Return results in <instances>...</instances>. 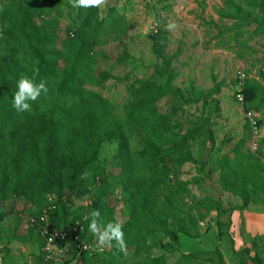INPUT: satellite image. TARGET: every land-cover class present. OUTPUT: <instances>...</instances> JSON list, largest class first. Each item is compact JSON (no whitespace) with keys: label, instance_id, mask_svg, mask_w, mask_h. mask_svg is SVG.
Masks as SVG:
<instances>
[{"label":"trees","instance_id":"obj_1","mask_svg":"<svg viewBox=\"0 0 264 264\" xmlns=\"http://www.w3.org/2000/svg\"><path fill=\"white\" fill-rule=\"evenodd\" d=\"M62 1L0 0V222L22 198L32 207L34 218L25 239L39 232L40 216L47 213L52 227L69 229L90 241L96 239L88 230L90 213L98 209L103 222L116 221V209L107 197L120 188L127 216L121 223L126 251L113 242L102 252L82 254L81 264H126L128 253L138 264H148V259L150 264H162L164 253L151 257V250H167L180 235L198 238L199 224L210 211L220 215L228 210L230 215L248 199L264 202V191L254 188L256 179L264 184L260 152L245 155L238 151L233 159L221 156L217 168L219 185L240 196V206L224 209L208 195L185 201L191 181L180 179L182 167L191 163L202 173L206 162L193 156L192 146L199 139L213 146L214 139L208 116H200L185 128L177 113L185 104H206L207 97L219 92L220 83L209 92L192 83L185 91L174 86L172 61L180 50L166 54L165 31L152 37V52L160 63L154 65L150 78H131V72L122 76L108 70L95 72L96 48L104 42L108 21L118 40L125 21L122 15L102 17L99 8H77L79 24L67 28L60 38ZM222 1L219 19L230 20L231 25L211 22L217 28L216 45L233 48L240 44L251 50L247 41L264 39V0ZM115 13L109 8V14ZM125 59L132 56L123 44L118 61ZM35 67L39 68L35 79L46 81L48 91L32 102L30 112L18 113L12 107L17 81L22 75L32 77ZM259 77L264 83V70ZM108 79L125 83L126 100L119 111L87 87L102 86ZM242 92L244 112L264 109V85L259 80L245 78ZM163 97L171 101L168 113L158 108ZM261 123L257 121L259 127ZM246 127L250 128L248 122ZM106 143L116 145L112 169L117 172L101 163L99 152ZM200 180L193 179L196 184ZM82 199L85 203L75 204ZM7 202L13 204L10 209H4ZM216 222L217 234L222 236V227L229 222ZM37 242L41 250L40 235ZM232 250L240 264H264L258 255H250L248 247ZM215 255L216 264H225L220 250ZM205 259L215 262L211 256Z\"/></svg>","mask_w":264,"mask_h":264},{"label":"rangeland","instance_id":"obj_2","mask_svg":"<svg viewBox=\"0 0 264 264\" xmlns=\"http://www.w3.org/2000/svg\"><path fill=\"white\" fill-rule=\"evenodd\" d=\"M218 2L219 0H106V4L99 8L100 16L122 15L125 24L119 33L120 39L118 40L115 38L116 32L109 30L110 21H108L106 34L103 36L104 42L96 48L95 72L108 70L117 76L131 72V78H150L154 65L160 63V59L152 52V37L161 31H165L168 37L165 48L166 54L170 55L177 49L180 50V53L172 61L175 72L174 86L185 91L192 83L203 92H209L213 90L216 83H220L219 92L207 97L206 104H202V102L185 104L177 113L178 119L185 128L200 116H208L214 139L213 146L203 139H199L192 146L193 156L199 161L206 162L203 172L199 173L194 164L186 163L182 167L180 179L191 181L187 185L189 194L184 195L185 201L190 202L193 197L208 195L220 202L224 209H227L232 205L242 204V198L219 185L218 160L224 153L232 156L234 146H239L243 152L247 150L253 154L260 152L264 158V109L255 111L257 121H262L258 136H262V139L259 141L251 129L246 127L247 121L243 106L235 98L239 71L244 72L245 78L253 77L260 80L259 72L264 70V39L254 38L247 41V45L252 48L251 50L240 44L233 48L216 47L213 46L214 42L210 43L208 49L205 48L204 44L208 40V36L205 34L203 20L214 19L218 21L216 15L217 9L220 7ZM201 3L206 4L205 8L199 7ZM111 7L115 9V14H109ZM62 9L61 24L58 29L60 38L65 37L67 28H73L80 22L77 8H73L69 0L62 1ZM155 21L159 22L158 31L152 33L151 25ZM221 22L223 23V21ZM170 23L174 24L175 27L169 29ZM227 24L229 25L230 22L228 21ZM246 37L244 35V38ZM123 44L126 45L132 59L119 62L118 56L123 51ZM262 84L264 85V83ZM87 87L101 93L117 106L118 111L126 100L123 81L108 79L102 86ZM170 104V98L163 97L158 102V108L161 112L168 113ZM257 141L259 142L257 143ZM115 152V143L103 144L100 149L101 163L109 170L112 169ZM112 171L117 172L115 169ZM195 177L201 178L200 184L193 181ZM255 185L257 186L254 187L256 190L264 191V184L260 185V181L257 179ZM250 187L253 189V185L250 184ZM83 200H76L75 204L85 203ZM107 200L116 209L117 220L120 223L126 220L127 216L124 212L120 188L109 195ZM12 205V202H7L4 204V209H10ZM31 211L32 207L24 199L19 198L14 203L13 212L5 216L4 220L0 222V257L9 256L7 264H65L64 256L58 260L48 261L45 259L44 253L41 252L43 248L40 250L37 242L39 232L35 233L30 241L18 240L13 236L15 233L27 234ZM241 212L243 213L239 218L240 229L243 233H247L246 229L249 225H257L258 219L264 220V202H253L248 199ZM218 219L225 223H228V220L231 222V214L229 215L228 210H226L218 215L216 210H212L202 220L203 224H199V231L205 235L203 241L207 242L202 246L211 248L217 244V247L212 250L195 252L196 258H184L183 255L187 253L183 251L181 242H171L170 250L167 251L166 255L164 253V258L167 256L174 264H216L215 250L219 246H223L221 251L225 258L224 263L240 264L238 255L232 250L231 235L228 231L230 225L223 226V235L218 236L216 227V220ZM236 229H232L231 234H235L236 230V238L239 240V228ZM258 231L253 236L248 234L243 245L250 247V255H258L264 263V229H258ZM180 238L186 242L189 237L180 235ZM7 242L11 250L3 255L4 244ZM237 244H239L238 241ZM200 245V243L197 244V246ZM159 253L162 251L152 249L150 254L157 256ZM127 255L126 264H138L135 257L132 258L130 253ZM207 256L215 258V262L207 261L205 259ZM148 264H150V259H148Z\"/></svg>","mask_w":264,"mask_h":264},{"label":"clouds","instance_id":"obj_3","mask_svg":"<svg viewBox=\"0 0 264 264\" xmlns=\"http://www.w3.org/2000/svg\"><path fill=\"white\" fill-rule=\"evenodd\" d=\"M73 8H100L106 4V0H69ZM174 24H169L168 28H174ZM33 76H20L17 81V90L13 94L12 107L18 113L30 112L32 110V102L38 100L42 93H47L48 89L46 81L35 79L39 75V68L32 69ZM90 222L88 230L96 238V247L103 251L105 248L115 246L120 251H126L127 245L124 239L123 225L116 221L103 222L100 217V211L93 210L90 213Z\"/></svg>","mask_w":264,"mask_h":264},{"label":"built area","instance_id":"obj_4","mask_svg":"<svg viewBox=\"0 0 264 264\" xmlns=\"http://www.w3.org/2000/svg\"><path fill=\"white\" fill-rule=\"evenodd\" d=\"M159 22L155 21L151 25L152 33H157ZM245 80V74L242 71L238 72L235 98L243 105V85ZM245 118L250 125L251 131L255 137L259 136V126L255 117L254 110L245 111ZM34 218L31 217L29 222L32 223ZM42 225L39 229V234L44 240L43 250L45 252V259L58 260L61 256H64L65 264H81V255L87 253L89 255L95 254V252H102L96 247V240L90 241L84 240L79 233H73L71 230H61L51 226V222L48 220L47 213H43L40 216ZM106 249V248H105ZM104 249V250H105ZM67 251V252H65ZM69 252V253H68ZM62 262V261H59Z\"/></svg>","mask_w":264,"mask_h":264},{"label":"crops","instance_id":"obj_5","mask_svg":"<svg viewBox=\"0 0 264 264\" xmlns=\"http://www.w3.org/2000/svg\"><path fill=\"white\" fill-rule=\"evenodd\" d=\"M221 1V2H220ZM219 4H220V7L217 9V12H218V10L223 6V1L222 0H219V2H218ZM205 6H206V4H204V3H201V4H199V7H201V8H205ZM216 12V15H217V17H218V21L217 20H214V19H209V20H203V25L205 26V34L208 36V40H206V42H205V44H204V46H205V48H209L210 47V43L211 42H214L213 43V46H218V47H220L219 45H216V40L215 39H213V36L217 33V28L211 23V22H213V23H216V24H218L219 26H223V25H228L227 24V22L229 21L230 22V24L229 25H231V21L230 20H226V19H219V16H218V13ZM221 21H223V23L221 22ZM210 23V24H209ZM228 25V26H229ZM225 48H231V47H225ZM260 82H261V80H259ZM261 83H263V81L261 82ZM261 126V125H260ZM260 128V127H259ZM262 139V136H260V137H258V139L257 140H261ZM259 141H257V143L259 142ZM257 145V144H256ZM232 153H233V155L232 156H230L228 153H224L223 155H228L231 159H233L234 157H235V152L236 151H238V152H241V153H243V154H248V153H251L250 151H246V152H243L241 149H240V147L239 146H234V148L232 149ZM251 154H253V153H251ZM261 154V153H260ZM222 155V156H223ZM254 155H257V154H254ZM261 156H262V154H261ZM261 160H262V162H263V160H264V158L263 157H261ZM263 164H264V162H263ZM228 191V190H227ZM230 192V191H229ZM242 192H245L244 190H242ZM241 205V204H240ZM240 205H238V206H240ZM245 207V206H244ZM243 207V208H244ZM243 208H237V209H235V210H233V212H231V222H229V224H228V226L230 225V229L228 230L229 231V233H230V235H231V240H230V242H231V244H232V248H234V249H236V250H238V249H240V248H243V247H248V246H244L243 245V243H244V241L247 239V235L249 234V235H251V236H253V235H255L256 233H258L259 231H258V229H260V230H263L264 229V220L262 219H258L257 220V222L258 223H256L257 225H249V227L246 229L247 231V233H243V231L240 229L241 228V222H240V220H239V218H240V216H241V213H243V212H246V210H243V212H241V210L243 209ZM260 222V223H259ZM29 224H30V222H29ZM200 224H203L202 222H200ZM251 226V227H250ZM216 227H217V222H216ZM239 228V231H238V236H239V240H237V238H236V228ZM232 229H236L235 230V234H231L232 233ZM255 229V230H254ZM218 230V229H217ZM200 232V231H199ZM224 232V231H223ZM200 234H201V232H200ZM25 234H18V235H16L15 236V238H17L18 240H22V241H30L31 239H25L23 236H24ZM3 236V235H2ZM183 236V235H182ZM251 236H249V237H251ZM204 237H205V235H200L198 238H188L187 239V241L186 242H184V240H181L182 238H180L179 237V241L181 242V244H182V247L184 248V250L183 251H186V253L188 254V253H195V252H199V251H207V250H212V249H214L215 247H217V244L214 246H212L211 248L210 247H208V248H204L202 245L204 244V243H207V242H205V241H203V239H204ZM237 241H238V243L239 244H237ZM198 243H200L201 245L200 246H197V244ZM194 246H197V247H194ZM170 245L168 246V248H167V250H164L162 253H165V255L167 254V251L168 250H170ZM197 248H199V249H197ZM219 248H220V252H221V254H222V256H223V252L221 251V248H223V246H219L218 247V250H219ZM248 248H250V247H248ZM8 250H11V248L9 247V244H8V242L7 243H5L4 244V252H3V255L5 254V253H7V251ZM224 250V249H223ZM44 251V250H43ZM161 253H159L158 255H160ZM157 255V256H158ZM196 256H197V254H196ZM253 256V255H252ZM44 257H45V252H44ZM151 257H155V256H151ZM208 257V256H207ZM191 258H196V257H191ZM225 258H224V256H223V260H224ZM9 260V256H4V257H0V264H7V261ZM225 261V260H224ZM210 262V261H209ZM199 263V262H198ZM162 264H174L173 262H171V260H170V258H167V256H165V258H164V260L162 261Z\"/></svg>","mask_w":264,"mask_h":264}]
</instances>
